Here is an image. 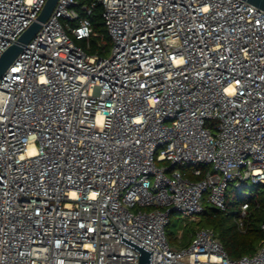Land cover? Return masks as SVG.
<instances>
[{
	"label": "built area",
	"instance_id": "built-area-1",
	"mask_svg": "<svg viewBox=\"0 0 264 264\" xmlns=\"http://www.w3.org/2000/svg\"><path fill=\"white\" fill-rule=\"evenodd\" d=\"M47 1L0 0V57ZM97 2L108 56L76 41ZM233 184L264 185V9L246 0H58L0 80V264H139L121 233L148 264H264V242L234 259L212 227L170 241L175 212L225 210Z\"/></svg>",
	"mask_w": 264,
	"mask_h": 264
},
{
	"label": "trees",
	"instance_id": "trees-1",
	"mask_svg": "<svg viewBox=\"0 0 264 264\" xmlns=\"http://www.w3.org/2000/svg\"><path fill=\"white\" fill-rule=\"evenodd\" d=\"M82 14L87 15L91 19L96 34L89 40L81 41V46L86 48L89 54L99 53L100 55L108 56L112 49L113 41L105 25L103 6L97 2L91 14H87V12H82ZM88 42H90L91 46L89 48L87 46ZM200 178L201 177H196L195 179ZM261 186L264 185H259L257 188ZM244 202L249 203V208L247 209V214L244 219V228L240 229L236 218L240 215L241 206ZM234 217H236L235 220ZM263 223L264 190L249 195L245 193V190L237 192L229 188L227 191V208L221 210L205 201V209L200 216V220L197 222L192 220L185 225V233L182 235L181 246L187 245L193 234L199 229L194 231L191 229V225L196 224L201 226L200 228L212 227L217 231L229 256L236 259L243 255L253 254L263 244ZM181 227V220L174 222L173 219H171V223L168 226V233L175 234L176 236Z\"/></svg>",
	"mask_w": 264,
	"mask_h": 264
},
{
	"label": "water",
	"instance_id": "water-1",
	"mask_svg": "<svg viewBox=\"0 0 264 264\" xmlns=\"http://www.w3.org/2000/svg\"><path fill=\"white\" fill-rule=\"evenodd\" d=\"M249 3L256 5L257 7L264 9V0H246ZM58 0H48L44 6L42 12L40 13L38 20L35 21L23 34L18 38L17 42L12 44L0 57V80L3 75L18 57V55L23 51L25 45H27L37 34V32L42 27V23L47 21L53 12ZM109 208V207H108ZM108 213V210H107ZM121 241L133 247L134 249L140 251V261L139 264L152 263L153 251L142 246L141 244L135 242L131 238L123 235L121 233Z\"/></svg>",
	"mask_w": 264,
	"mask_h": 264
},
{
	"label": "rangeland",
	"instance_id": "rangeland-1",
	"mask_svg": "<svg viewBox=\"0 0 264 264\" xmlns=\"http://www.w3.org/2000/svg\"><path fill=\"white\" fill-rule=\"evenodd\" d=\"M77 41V43L79 44V45H81L80 44V42L81 41H83V40H76ZM84 41H86V40H84ZM110 53H111V51L109 52V54L108 55H110ZM203 167V166H202ZM194 167L193 166H191L190 168H189V166H179V169L180 170H182V171H184V172H187V171H190L191 172V169H193ZM204 168V167H203ZM189 172V177H191V178H196V177H194L191 173ZM230 189L231 190H233V191H235L236 189H235V185L233 184V185H231V187H230ZM245 190V193L246 194H249V195H253V194H256V193H258V192H261V191H263L264 190V186H261L260 188H257V186H255V185H252L250 188H246V189H244ZM208 193L206 194V199L208 198ZM235 218L236 217H234V220H235ZM172 219H173V221L175 222V221H177V220H181L182 221V227L180 228V230H179V232H181V233H185V229H184V227H185V225H187L188 223H189V221H185V220H183L184 219V214H182V213H174L173 214V216H172ZM200 220V216L199 217H197L196 219H194L193 221H199ZM201 226H198V225H196V224H193V225H191V229L192 230H197L198 228H200ZM188 228V227H187ZM187 228H186V230H187ZM187 232V231H186ZM169 238H170V241H171V243L174 245V246H181V243H182V241H180L179 239H177V236H175V234H169Z\"/></svg>",
	"mask_w": 264,
	"mask_h": 264
}]
</instances>
